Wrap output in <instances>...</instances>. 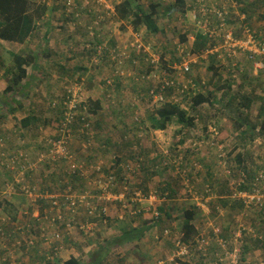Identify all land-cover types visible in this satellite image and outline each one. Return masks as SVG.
<instances>
[{"label": "rangeland", "instance_id": "rangeland-1", "mask_svg": "<svg viewBox=\"0 0 264 264\" xmlns=\"http://www.w3.org/2000/svg\"><path fill=\"white\" fill-rule=\"evenodd\" d=\"M33 1L38 4L44 0ZM49 1L51 8H54V5L57 7L52 15L54 28L49 37V41L46 42L44 39V31L34 33L26 45L4 43L0 47L1 101H4L5 96L3 92L11 81L6 70L9 67H14V61L9 52L20 54L30 53L34 50L42 55L45 50L48 51L47 55L43 56L44 61H42L43 67L46 68V70L44 69L45 73L41 72L40 77L34 80L32 87H26L24 90L22 88L23 91L18 92L17 96L19 101L22 102L24 113L28 114L35 110L38 112V116L42 120L39 126L42 128L33 127V129L23 131L20 126V118H23V115H20L23 112L20 114L19 110V113L15 115H7L9 107H4L2 105L3 103H0V126L5 128V131L0 130V138L7 140L10 145L12 144L10 146L13 148L12 151L20 150L22 146L29 144L28 151H32L33 156L37 157L44 150L42 146H45L48 140L50 141L57 136L58 124L57 118L55 117L57 116V112L52 106V102H55L57 98L62 96L64 93V86L62 84L67 80V82L72 83L69 88L72 90L74 88L77 91V94L84 104V108L80 109L79 112L84 113L88 122L92 123V132L95 133L96 138H94V141L97 147L104 144L109 148L107 153H102L100 162H103L104 167L109 169L112 166L110 159H114L115 155H118L119 158H127L124 162L122 173L117 174V177L123 178L124 182L120 185L119 179H117V185L114 189L111 188L110 194L116 196L124 192L129 194L130 198L135 195L134 201L138 202L137 206L128 205L127 211L122 208L121 204H109L108 220V216H106V222L99 221V219L91 221L94 225L87 235L80 232L78 225L76 226L78 229L73 228L74 231L70 235H67L65 228L57 225L54 230L64 231V243L67 249L63 253L60 264H64L70 257L82 260L85 264H90L97 262V258L96 260L94 259L95 261L93 260V257L97 255L99 259H102L101 264H159L162 261L164 264V261H169L175 252V239H179L178 237L182 236L181 228L184 212L189 207L197 208V203L200 204L205 199H208L209 210L203 212L197 208L198 217L196 224L199 228V235L196 236L195 241L198 243L197 241L203 235H210L211 233L213 235V231L215 230L218 232L215 231L217 236L214 237L215 239L212 242L211 238L209 239L210 244L207 248V257H204L199 251H197L198 254L195 248L190 250L192 256L191 264H216L217 259L215 255L220 250V245L217 241L223 240L221 235H225L227 231L228 233L230 232L229 243H241V240L246 239L249 235L264 241L263 217L260 214L240 208H236L237 211L235 210L236 212H233L231 206L224 209L220 203V201L226 200L228 196L232 195L231 193L234 191L232 187L235 188L238 186L240 171L235 172L238 176L233 177V180L227 179L225 172L220 175L224 169L218 157L219 148L204 150V153H201L204 163L198 164L197 168L192 166L191 169L187 165L178 167L171 159L165 162L169 158L167 156L168 154L174 155L176 153L172 152V149L176 146L175 144L178 140L175 137V132L178 127L173 125L166 131L161 132L149 130L148 123L145 125L140 124L142 120L147 118L149 110L152 108L147 101L141 99L146 94V83L152 84V82L145 80V84L142 83L144 85L137 87L138 85L136 84L138 81L136 77L147 75L146 72L149 70V65L143 57L142 52L139 54L132 47L137 41L140 45L145 46L146 49L151 44L153 50L151 51L149 48L151 55H161V61L164 63L166 59L171 62L175 58V50L179 43H181V36H187L189 39V42L185 44L187 51L192 49L196 34L203 32L200 25L193 20L192 5L196 3V0H181L185 2L184 6H179L176 2L177 0H133L134 5H139L146 9L152 4L161 5L159 15L157 16L158 26L161 30L159 34H150L144 27L140 28L137 32L133 30L128 22H118L116 13H114L115 7L125 0H77L75 4L78 5L80 12L76 10L75 12L81 13L82 15L75 16L78 20L80 19L76 23L67 20L72 15L65 12L64 5L67 2L66 0ZM258 2L261 8L255 9L251 13L249 23L256 35L264 38V0H259ZM209 3V5L217 7L215 0H210ZM173 6L177 7L174 8ZM169 7H171V11H169ZM167 9L169 12H167ZM228 10L231 14L234 12L229 5ZM91 11L96 12L94 17L90 14ZM231 14L228 19H230ZM98 17L103 18L102 23ZM214 20V16H212V23H214ZM232 20L240 27L241 23L237 18V14L234 13L232 15ZM100 25L101 30L98 32L106 37L102 40L103 45H106L105 50L108 52L115 47H120L126 52L127 56H130L126 63L124 61L125 65L123 68L127 70L125 78L116 82L115 87L111 88L106 83V79L108 80L111 77L113 71L111 61L105 58L101 64L95 65L91 56L85 53V45L90 43V28H99ZM176 55L179 57L178 53ZM202 60L199 64L197 62L193 68L194 78L196 80H204L207 84L211 83L213 90L225 88L223 87L225 78L223 77L220 81L214 75V71L210 69V66L215 65L217 60L213 62L211 57L208 60ZM242 64V72L240 74L243 75L245 73V63ZM77 67L86 69L87 72L84 74L83 79L80 78L81 74L76 70ZM65 68L76 73L72 74L70 71L67 73ZM159 68L160 65L157 66L156 71L159 72ZM259 70L254 67V69L249 71L248 75L244 74L249 77V82L254 83L244 82L240 87L235 83L233 87L234 92H230V96L235 97L234 93L237 94L239 91H245L244 96L246 97L251 93L257 97H261L260 95L263 94L262 91L264 88V76L259 74ZM134 74L136 76H131ZM240 74L239 78H241ZM79 80L81 82H78ZM27 81L24 82V86ZM48 83L51 86L50 88L48 87ZM117 83H120V89H117ZM210 89H207V91ZM202 90L205 92V89ZM98 95L101 96L100 100L104 105L95 114L93 112L94 101ZM90 100L91 102L89 103ZM238 105L239 102L236 101L229 108L225 107L223 109L221 106H216L214 109H200L199 112L207 118L202 123V126L211 121L214 123L218 122L217 127L219 129L216 128L215 123L210 131L214 132L213 129H216L215 133H218L220 129H223L230 131L231 136L235 137V127L233 126L231 117L233 114H239L237 113ZM248 111L249 115L254 117V120L250 121L251 124L256 125L257 117L255 112H260L259 105L253 104L252 109ZM76 127L78 130V126ZM133 127L134 130H131ZM77 130L71 136L69 143L70 149L83 158H86V155L94 158L95 147L87 144L86 146L89 148L85 150L87 151L86 153L83 152L86 149L84 147L85 139L76 134ZM130 132L132 135H130ZM213 139L215 137H212L208 141V144H212L210 141ZM127 140L132 143L127 144ZM107 141L117 142L119 146L108 144ZM223 146L221 145V147ZM240 149H243L242 144ZM244 152L249 159L248 162L251 168L264 171V136L257 137L255 140L248 142L247 146L245 145ZM128 153H132L133 155L129 156ZM136 153H139V156ZM97 155L99 157V152ZM34 157L31 159V162L36 160ZM34 165H36V169L33 171L34 173H31L30 178H28V183L37 185L40 188L49 187L57 193L59 190L58 187L64 183V178H66L63 175V167L46 165L38 161ZM8 176L10 175L8 174ZM102 177L107 178L108 174H103ZM2 180L6 179L0 176V183ZM233 182L237 183V185L235 184L233 186ZM74 185L78 190L88 189L93 195L97 194V190L93 186H89L82 181L75 180ZM207 186H210L212 189V194L210 195H204ZM13 187L16 186L14 185ZM165 188H173L175 194L171 199H166L164 202V197H168L169 194L168 191L163 193ZM149 197L154 200L152 210L149 206ZM6 201L13 204L19 212V222L16 224L31 232L26 237L39 239L41 232L36 231L39 226L32 218L34 208L31 202L23 197V195H20L19 192L10 197V199H7L3 197L0 191V223L4 217L11 218L8 215V211H5ZM160 204H168L170 206L173 223L169 225L162 223L157 227L153 225L152 230L140 241H134L130 244H115L118 243L117 238L121 237L124 230L133 229L135 226H143L149 223L152 218H155L154 211ZM7 209L11 210V207H7ZM45 209L47 207H44ZM67 209L66 207L64 212L66 215H70ZM143 209V217L137 218ZM24 211H27L28 215L21 217ZM46 212L50 215V209ZM121 216H123L122 219ZM86 219L85 214L82 212L76 217V223L82 225L86 222ZM5 229H14V227H7ZM54 230L50 229V232H54ZM165 231L171 232L165 236ZM239 231H243V236L241 240L236 242L235 235L239 234ZM263 244L252 242L247 258L252 264H256L258 259H264ZM39 249L40 247L30 249L29 254L36 253ZM93 254L95 255L92 256ZM199 256L207 260V262H200L201 259ZM45 262L47 261L42 260L38 264H46ZM188 262L189 260H187Z\"/></svg>", "mask_w": 264, "mask_h": 264}, {"label": "trees", "instance_id": "trees-1", "mask_svg": "<svg viewBox=\"0 0 264 264\" xmlns=\"http://www.w3.org/2000/svg\"><path fill=\"white\" fill-rule=\"evenodd\" d=\"M207 1L209 3L210 0H207ZM215 1L217 2V7L215 8H220L224 4H227L234 10L232 14L229 11V16L231 14V17L230 19H228L227 25L229 29L234 32L236 37H241L243 35L245 27H249L253 31L249 22L251 20V13L255 9L261 8L258 2L259 0H244V1L243 0H223V1L215 0ZM75 2H77V0H75ZM176 2L178 3L179 6L185 5V2L181 0L180 1L177 0ZM233 2H235L237 6H234ZM50 6L51 5H50L49 0H44L42 3H38V4L35 3L33 0H0V47L4 43H13V44L16 43L20 45H26L27 42L30 41L34 33L44 32V31H45L44 39L46 40V42L49 41V37L52 34L53 28H54L52 15L57 9L55 5H54V8H51ZM64 6H65V12L68 13L69 15H72V17L67 18V20L72 21V22L74 21L75 23L78 22L80 19L78 20L75 16L82 15L81 13L75 12V10L79 11L78 5L74 4V6L71 9L66 4ZM173 7L176 8L177 6H173ZM160 8H161V5L152 4L150 5L148 9H146L142 6L134 5L133 0H125L115 7L114 13H116V19L118 22H128L134 31L138 32L140 28L144 27L147 30V32H149L150 34H159L161 30H160V27L158 26L157 16L159 15ZM168 9L169 11H171V7H169ZM168 9H167V12H169ZM234 13L237 14V18L240 20V23H241L240 27L239 25L234 23L232 20V15ZM90 14L94 17L96 15V12L91 11ZM243 15L246 17L244 20H242ZM98 19L100 20L101 23L103 22L102 17H98ZM214 19H215L214 23H212L213 27H215L217 23H220V21L216 19L215 17ZM90 30H91V35H90L91 38L89 40L90 43H88V45H85V53L89 54L92 60L94 56L102 58L99 64H101L105 58H108L113 64L112 75L109 79H115V84H116V82H119L123 78H125V74L127 71L126 68L121 69V68L116 67V63L113 62L112 59L110 58L111 56L110 54L112 53V50L118 49L119 47H115L114 49L109 50L107 52L105 50L106 45L105 44L103 45V41H102L106 37L104 35H101L98 32L101 30V25L99 28L94 27L92 29L90 28ZM258 36L260 38H263L260 35ZM187 42H189L188 37L181 36V44H186ZM215 44H217L216 40L213 39V41H210L208 36L204 35L203 32H200L196 34L195 36V42L192 47V52L196 54H201L208 47L214 46ZM100 47H102L103 53L99 55L98 48ZM175 52L177 54V50H175ZM9 54L11 55V58L14 61V67H9L6 70V73L10 77L11 81L10 83H8V86L3 92L5 99L4 101L0 100V103H3L2 105L4 107L5 106L9 107L7 115L8 114L13 115L19 110L23 109V105L21 104L22 102L19 101L17 96H18V92L23 91L22 88L25 87L23 85L24 82L26 80L29 81L33 79L35 77L34 74L36 73V70L40 69L39 72L45 73L44 69L46 70V68L43 67L42 64H39V59L41 58V54L39 55V53L35 52L34 50L31 51L30 53L26 52V53L19 54V53L9 52ZM142 54H143V57L146 59L147 54H145L144 52H142ZM176 54H175V58L171 62L167 61V59L165 63L161 61L163 62V65H161L160 67L162 71L169 72L171 81H174L176 84H178L179 81L175 78L174 75H171V74H175V71L173 70L172 65H174L176 62L179 61V59H177L176 57ZM45 55H47V53L43 54V56ZM164 57L166 56L164 55ZM210 57L212 58L213 62L217 60V58L213 56H210ZM42 58H43L42 60L44 61V57ZM244 61H246L244 74H247V75L249 71L254 69L255 64L257 62H262L264 65V58H258L256 61H253L249 59V56L247 54L240 55L238 58L232 61L238 65L237 78H235V75H236L235 71H233L230 66L227 67V63L224 62L223 60L221 61L217 60L215 65L210 66L211 71H214V75L217 78H219L220 81L223 79V77L225 78V81H223L224 82L223 87L225 88H222V89L219 88V90H213L211 87L212 86L211 83L210 84L208 83L209 84L208 85L207 82H205L204 80H196L194 78L193 69H192L191 70L192 72L188 74V78H187L189 82L187 84H183L182 86L178 88L181 93L180 102H175L174 100H172V95L174 94L170 95L169 97V93L171 89L170 90L167 89L165 92H161V87L163 84L158 83V82H157V85H155L154 83L152 84L146 83L147 85V86L145 85L146 94L143 95L141 99L147 101L149 105L152 106V108L149 110L147 118L145 119L147 122L145 120H142L140 122V124H144V125L148 123L149 125L148 129L152 131L164 132L170 126L176 125L178 127L175 132V137L178 138V140L176 141V144H175L176 146L172 149V152H176V153L174 155L168 154L167 156L169 158L165 157L167 158L165 162L171 159L174 161V163H178V167L187 165L192 169V166L193 164H195V162L199 165L201 163H204V159L201 157V153H204V150H207V149L214 150V149L221 147V145H224V149L221 151V153L225 154V157L223 158V160L226 162L227 169L232 173V175L229 176L230 180H233V177L235 178L238 176L235 173L237 171H240V180H241V177L245 175V181L241 185L238 184L240 187H235V190L238 191L239 193L244 192V191L251 192L252 191L251 185H253L252 183L256 182V178L258 177L260 173L262 172L264 173L263 170L258 171L257 168L253 169L250 167L249 162H248L249 159L246 157L245 152H244L245 145L247 146L248 142L255 140L257 137L264 136V88L262 91L263 96L260 95L261 97H257L253 93H251L250 95H248V97H246L244 96L245 91H242V92L239 91L237 94L234 93L235 97L230 96V92L232 91L234 92L233 87L235 83H237L239 87L244 82L252 83V84L254 83V82L248 81L249 79L248 76L244 74L243 75L240 74L242 72L241 66H243L242 63H244ZM232 62L228 60V63H232ZM99 64H95V65H99ZM148 65L152 67L151 62H149ZM151 67H149L148 72H146L147 74H150L153 71ZM76 70L80 72L81 74L80 78L83 79L84 74L87 72L86 69L77 67ZM66 71L67 73H69V71L72 74L76 73V72L71 71L70 69H66ZM123 71L125 72V74L124 76H121L120 73ZM239 74L241 75V78H239ZM259 74L264 76V66L262 69L259 70ZM131 76H136V75L134 74ZM242 77H243V80H242ZM108 80L106 79L107 86L109 88L115 87V84L109 85ZM136 80L138 81L136 84L138 85L137 87H139V85L142 86L145 84V80L141 76L136 77ZM66 82L67 81H64L63 85ZM78 82H81V81L79 80ZM117 84H118L117 89H120L121 88L120 83H117ZM71 85L72 83L68 81L66 85L63 87L64 93L62 94V96L55 100V103L57 104V106L54 107V109L57 112V116L55 117L57 118L58 125H61V122L65 121V116H64V112L62 109L64 107V104L68 102V97L70 96V93L68 92L69 90H72L69 88V86ZM227 87H228V91H227ZM209 88L211 89L207 91V89ZM153 89H155V91L152 93ZM202 89H205V92H203ZM161 94L165 98L169 97V99H171L172 101L167 102L165 100V101L155 102V97H160ZM236 101L239 102V105L237 107V113L239 114H236V115L233 114L231 117V120L233 122V126L235 127V132H238V136H235V137L231 136V133L229 131L223 130V129H220L218 133L210 131L211 127L216 122L214 123L211 121L210 123L202 126V123L207 118H205L202 115V113L199 112L200 109H204V110L214 109V107L216 106H221L223 109L225 107L229 108ZM90 102L91 100L89 101V103ZM94 102L95 103H94L93 112L97 114L99 110L102 109L104 104L101 100H95ZM53 103L54 102H52V104ZM253 104L259 105V111H260L258 113L255 112L256 117H257L256 125H252L250 122L251 120L249 119V116L244 115L246 111L252 109ZM82 107H84L83 103H82ZM35 115H36V110L31 111L28 114H26V117L23 118L21 121V128L23 130L28 131L32 126L42 123V120L36 118ZM80 119H81L82 124L86 123V121L82 119L81 117L79 118V120ZM217 126H218V122L216 123V128L219 129ZM70 128L72 132L75 133L77 130L76 123L74 125H71ZM131 130H134V127L131 128ZM76 134L80 136L81 138H86L85 136L80 135L79 131H77ZM130 135H132L131 132H130ZM212 137H215V139L210 141L212 142V144H208V141L212 139ZM0 140H3V142H5V144L7 145L5 150L8 148L13 149L12 147H10L12 144L10 145V143L7 142V140H4L3 138H0ZM107 143L111 145L119 146L117 145V142L107 141ZM126 143L131 144L132 142H129V140H127ZM241 144L243 146V149H240ZM92 145L95 147L94 151L98 150L99 152L100 150H104L105 153L109 151L108 148L104 144L97 147L96 142L93 141ZM190 145L191 147H189ZM29 146H30L29 144H25L21 148H23L24 150H28ZM42 148L44 149V146H42ZM98 152H96V154H98ZM136 154L137 156H139V153H136ZM128 155L132 156L133 154L128 153ZM92 159L93 158H91L90 156V157H87L85 161H87L88 163L90 162L93 163L94 160ZM125 160H127L126 157H124L123 159L122 157L119 158L118 155H115L114 159H111V163L113 164V167L111 169L117 172V174L122 173L123 171L122 167L124 166ZM213 164L216 165V163L214 162ZM104 172L106 174L109 173L108 175H110V171L108 168L104 167ZM224 172L226 173L225 169L221 171L220 175L224 174ZM8 174L10 175V173L6 174L7 177H9ZM226 176L227 175H225V177ZM119 182H120L119 184L121 185V183L124 182L123 178H119ZM235 184L237 185V183ZM258 184H259V188L264 193V180H260ZM165 191H168L169 194H168V197H164V202L166 201V199H171L173 195L175 194V190L173 188H165L163 190V193H165ZM101 192L102 191H100L99 194ZM234 193L235 191L231 193L232 194L231 196L227 197L228 199L220 201L223 208L226 209L228 206H231L232 208L231 207L230 208L232 209L233 212L237 211L236 208L244 209L252 213L255 212L256 214H260V216L263 217L262 223L264 224V202L261 203L263 205L262 206L263 209L260 210L255 203L257 201L253 203L252 202L248 203L245 199H239L237 197H234V196H237L238 194V193L237 194H234ZM129 196H130L129 194L126 195L128 205L137 206L138 202L134 201L135 195H133L132 198H130ZM5 203L7 207H11V210H9L5 206V211L6 212L8 211V215L11 217V221H13L14 223L19 222V217H18L19 212L16 210V207L8 201H6ZM114 203L116 205L121 204L118 201ZM1 205L4 206L3 203H1ZM149 206L152 210L153 209L152 206L150 204ZM197 208L189 207L184 212L183 225L181 228V232H182L181 239L185 244H191V248H196L197 243L195 241V238L196 236L199 235V231H198L199 228H197V224H196L197 217H198L197 210L199 209ZM156 211L158 212L159 215L156 216L154 214L155 218H152L149 223L143 226H140V227L139 226H137L136 228L134 227L133 229H130V230H124L121 237L117 238L118 243H115V244H119V243L130 244V243H133L134 241H140L152 230L153 225L154 227H157L161 225L162 223H167V225H169L170 223H173L171 209L168 204H160L157 207ZM143 213H144V209L140 211V215L137 218H142ZM108 218L109 216L107 217V220ZM213 232H214L213 235L211 233L210 235H203V237L211 238V242H212L215 239L214 237L216 236L215 231ZM4 233H5L4 236H6L9 239L15 236V232L12 229H4ZM229 233L227 231L225 235H221V238L228 242V243H225L227 249L219 247L220 250L217 251V255H216V259H217L216 264H233V260L231 256L234 254V250L237 247H239V250H240V252L237 254L238 264H252V262H250V260L247 259L249 256V250L251 248L252 242H257V243L262 244L264 243V241L257 239L256 237L252 235H249V237H246V239L241 240L242 241L241 243H234V242L229 243V237H230ZM259 236H262V235H259ZM64 241H65V236H63L62 243H64ZM207 248L208 246L203 251L205 255L207 254ZM263 249H264V244H263ZM39 253L42 255V257L45 256L44 255L45 253H41L40 249H39ZM227 253H229L230 256H227L226 255ZM94 255L95 254H93L92 256ZM96 258L98 259L97 262H93L90 264H101L102 263V259H99L98 255L94 257L95 260ZM44 259H45L44 261H47L45 262L46 264H60V260H58L57 262H53L51 260L50 261L47 260L46 258ZM64 264H85V263L82 261H79L78 259L71 258L70 260L66 261ZM164 264H170V262L164 261ZM183 264H189V263L186 262ZM256 264H264V259H258Z\"/></svg>", "mask_w": 264, "mask_h": 264}, {"label": "built area", "instance_id": "built-area-1", "mask_svg": "<svg viewBox=\"0 0 264 264\" xmlns=\"http://www.w3.org/2000/svg\"><path fill=\"white\" fill-rule=\"evenodd\" d=\"M66 1V5L70 9L75 4L74 0ZM233 4L234 6H237L235 2H233ZM212 16L220 21V23H217L215 27H212ZM228 16L229 10L226 4L220 8H215L209 5L207 0H196L193 7V20L200 25L201 29H203L204 35L208 36L210 41H213V39L216 40L217 44L208 47L201 54H196L192 52V49L187 51L185 44L179 43L176 47L179 55V57L177 55L176 57L179 61L172 65L175 74H171L179 81L178 84L170 80V74L168 71H162L161 67L159 68V72L156 71L157 66H161L163 64L161 62V55H151L150 49L153 51L152 45H148L150 49H146L145 46L140 45L137 41L133 47H131L136 49L139 54L141 52L147 54L146 62L152 63V67L150 65L149 67L153 70L150 74H147L142 78L144 80L151 81L155 85H157V82L163 84L161 92L171 89L169 97L174 94L172 95V100L175 102H180L181 100V93L178 88L189 82L187 80L188 74L192 72L191 70L197 62L199 64L202 59L206 60L210 58V56H213L219 61L223 60L227 63V66H230L231 69L235 71V78H237L238 65L232 61L243 54H247L249 59L253 61H256L258 58H264V39L256 35V33L249 27H245L241 37H236L234 32L230 30L227 25ZM245 18L246 17L243 15L242 20ZM102 53V47L98 48V54L100 55ZM110 55L112 61L116 63V67H121V69L130 57L127 56L126 52L120 47L112 50ZM101 60L102 58L93 57V62L95 64H99ZM228 60L232 63H228ZM263 66L262 62H257L255 64L257 69H262ZM124 74V71L120 73L121 76H124ZM108 84H115V79H109ZM154 91L155 89L152 90V93ZM68 93H70L68 102L64 104L62 109L65 121H62L61 125H58L57 136L54 139L47 141V144L44 146V150L39 153L37 157L33 156L32 151L24 150L22 148L15 151H12V149L9 148L5 150L7 145L3 142V140H0V176L6 179L1 181L0 191L2 192L3 197L7 199H10V197L17 192L27 198L34 208L32 218L39 226L36 231L41 232L39 239L28 238L26 235H29L31 233L30 231L25 230L24 227L18 226L16 223L11 221V218L9 217L2 218L0 223V263L8 262L9 264H15L19 254H28L30 249L36 247H40V252L45 253L44 255L47 260L57 262L63 258V253L67 250L65 244L62 243L64 231L60 232L58 229L54 230L57 225L65 228L67 235H70L74 231L73 228L78 229V227L81 233L87 235L90 233L92 226L94 225L91 221L96 219L103 222L107 221L106 216H108L109 204L118 201L121 203L122 208L127 211V194L124 192L116 196L110 194L111 188L114 189L116 187L117 179H119V177H117V172L111 169L113 164L111 163L112 166L109 168L110 175H108L107 178H103L102 175L106 173L104 172L103 162H100L101 159L95 160L93 163H88L85 159L90 155H86V158H83L72 152L70 149L69 143L71 141V136L73 135L70 128L71 125L76 123L79 134L86 137L84 138V147L86 149L83 151L85 153L87 152L85 150L89 148L86 145L93 144L95 133L92 132V123L86 120L87 118L84 113L79 112V110L84 107H82L83 102L77 94V91L69 90ZM169 97L165 98L161 94L160 97H155V102L165 100L167 102H171L172 100L169 99ZM52 106L56 107L57 104L54 102ZM78 117L84 119L86 123L82 124L81 119L79 120ZM213 131L216 132V129H213ZM223 149L224 146L219 147L218 157L220 163L222 164V168L225 169L226 174L230 176L232 173L227 169L226 162L223 160L225 154L221 153ZM33 157L36 160L31 162ZM36 161L46 165L63 167V175H65L67 180L64 178V185L62 184V186L58 187L59 190L57 193L49 187L40 188L37 185L28 183V178H30L31 173H34L33 171L36 169V165H34ZM194 166L197 168L198 164L195 162ZM122 168H124V166ZM7 173H10L9 177L6 176ZM243 177H241V180L238 183L239 185L245 181V175H243ZM75 180H82V182L87 183V185L93 186L97 190V194L93 195L88 189L78 190V188L74 185ZM260 180H264L263 172L258 175L256 182L252 183L251 192L244 191L239 193L232 187L235 191L234 194L238 193L237 196L234 197L245 199L248 203L257 201L255 202L256 205L260 210H262L263 205L261 203L264 202V193L259 188L258 182ZM14 185L16 187H13ZM239 185L237 187H240ZM233 186H235V182H233ZM100 191L102 192L99 194ZM210 194H212V189L210 186H207L205 195ZM153 201L154 200L149 197V204L152 207L154 204ZM207 202L208 199H205L202 203L197 205L201 210L207 212L209 210ZM44 207H47V209L44 210ZM66 207L68 208L67 210L70 212L69 214L71 216L68 214L66 215L64 212ZM48 209H50V215L46 212ZM82 212L85 214L87 219L86 222L81 225L76 223V217ZM27 215L28 212L24 211L21 217H25ZM122 218L123 216H121V219ZM77 225L78 227H76ZM7 227H14L12 230L15 232V236L10 239L4 236V229ZM50 229L54 230V232H50ZM215 231L218 232L217 230ZM169 234V231H165V236ZM242 236L243 231H239V234L235 235V241L238 242L241 240ZM178 238L179 239H175L174 245L176 251L171 256V259H169L170 264H183L191 258V244H185L181 237ZM209 239L210 238L202 236L201 240L198 241L199 243H197V251H199L204 257L207 256V254L205 255L203 251L207 246H209ZM217 242H219L220 247L227 249L225 245V243H227L226 241L218 240ZM90 250H88V252H90ZM239 252V247H237L234 250V254L231 256L233 264H238L237 254ZM226 255L230 256L229 253ZM70 259L71 257L67 260ZM159 264H163V261Z\"/></svg>", "mask_w": 264, "mask_h": 264}, {"label": "crops", "instance_id": "crops-1", "mask_svg": "<svg viewBox=\"0 0 264 264\" xmlns=\"http://www.w3.org/2000/svg\"><path fill=\"white\" fill-rule=\"evenodd\" d=\"M195 5V4H194ZM194 5H192V7H194ZM41 50V49H40ZM48 51H44L43 52V54L44 53H47ZM41 53H39V55H40ZM43 54L41 55V58L39 59V64H42V57H43ZM46 62V61H45ZM244 63H246V61H244ZM47 64V63H46ZM106 69V68H105ZM39 70L40 69H38V70H36V73L34 74V78L32 79V82H31V80H29V81H27V83H26V85H25V87H32V85H33V82H34V80L36 79L37 80V78L38 77H40V74H41V72H39ZM107 70V69H106ZM45 71V70H44ZM35 72V71H34ZM67 81V80H66ZM67 83V82H66ZM66 83L63 85L62 84V86H65L66 85ZM53 87H55L54 85H52ZM25 87L23 88V90L25 89ZM48 87L50 88L51 86L49 85V83H48ZM263 96V95H262ZM101 99V96L100 95H98L97 96V98L95 99V100H100ZM21 112H23V114H21ZM16 113H19V112H16ZM15 113V114H16ZM14 114V115H15ZM20 116H22L23 115V118H25L26 117V113H24V111H23V109H21L20 110ZM245 116H249V119L252 121V120H254V117L252 116V115H249V111H246L245 112V114H244ZM36 118H38V119H40V117L38 116V112L36 111ZM20 118V117H19ZM22 117L20 118L21 119V121H22V119H23ZM2 125H4L3 123H2ZM40 124H37V125H35V126H32L30 129H33V127L34 128H39L40 127V129L42 128L41 126H39ZM20 126H21V123H20ZM1 128H0V130H3V131H5V128L3 127V126H0ZM23 131H25V130H23ZM230 132V131H229ZM236 136H238V132H235L234 133ZM108 150H109V148H108ZM96 152H98V150L97 151H94V153H95V155H94V158L92 159V160H98V159H101L102 158V153L104 152V150H100L99 151V157H98V155L96 154ZM108 152V151H107ZM97 158V159H96ZM110 161H111V159H110ZM137 226H135V228H136ZM198 228V227H197ZM43 244V243H42ZM43 248H45V247H43ZM176 250V249H175ZM195 251L197 252V250L195 249ZM198 253V252H197ZM174 254V253H173ZM199 254V253H198ZM42 255L39 253V251H37L36 253H28V254H19L18 255V258H17V260H16V262H15V264H34V263H39V261H42V260H45L44 258H46L45 256H43L42 258ZM200 257V256H199ZM24 258H25V260H24ZM47 259V258H46ZM200 259H201V261L200 262H202V261H204V262H207V260H204L203 258H201L200 257ZM93 260H94V257H93ZM191 261H192V256H191V258L189 259V264H191ZM0 264H9L8 262H6V263H0Z\"/></svg>", "mask_w": 264, "mask_h": 264}, {"label": "clouds", "instance_id": "clouds-1", "mask_svg": "<svg viewBox=\"0 0 264 264\" xmlns=\"http://www.w3.org/2000/svg\"><path fill=\"white\" fill-rule=\"evenodd\" d=\"M226 5H227V4H226ZM227 6H228V5H227ZM229 7H230V6H229ZM192 8H193V7H192ZM192 10H193V9H192ZM22 149H23V148H22ZM186 153H187V152H186ZM177 165H178V164H177ZM193 166H194V164H193ZM194 167H195V166H194ZM195 168H196V167H195ZM226 175H227V174H226ZM226 178H227V179H230L228 175L226 176ZM204 195H205V194H204ZM197 204H198V203H197ZM197 207H198V205H197ZM198 208H199V207H198ZM199 209H200V208H199ZM202 211H203V210H202ZM203 212H204V211H203ZM154 214H155L156 216L159 215L158 212H157L156 210L154 211ZM201 238H202V237H200L198 241H200ZM198 241H197V242H198ZM198 243H199V242H198ZM191 249H193V248H191ZM195 249L197 250V246H196ZM73 258H74V257H73ZM75 259H76V258H75ZM79 261H82V260H79Z\"/></svg>", "mask_w": 264, "mask_h": 264}]
</instances>
